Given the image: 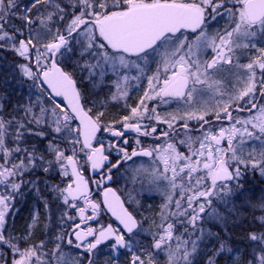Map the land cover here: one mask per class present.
<instances>
[{"label": "snow or ice", "instance_id": "obj_1", "mask_svg": "<svg viewBox=\"0 0 264 264\" xmlns=\"http://www.w3.org/2000/svg\"><path fill=\"white\" fill-rule=\"evenodd\" d=\"M4 53L3 83L27 84V96L0 94V264H100L102 251L103 264H197L202 253L203 264H264V214L243 250L228 232L246 194L264 213V195L244 187L249 175L264 183V0H0ZM78 75L94 89L115 76L109 99L128 114L106 124ZM145 80L128 105L130 82ZM155 101L180 107L162 114ZM137 157L150 164L131 169L122 197L113 172ZM36 173L60 177L43 181L52 199H41L49 216L56 204L61 230L46 224L38 243L39 210L23 235L8 224L22 186L41 191L39 176L24 179ZM155 194L162 202L145 214L138 197Z\"/></svg>", "mask_w": 264, "mask_h": 264}, {"label": "rangeland", "instance_id": "obj_2", "mask_svg": "<svg viewBox=\"0 0 264 264\" xmlns=\"http://www.w3.org/2000/svg\"><path fill=\"white\" fill-rule=\"evenodd\" d=\"M225 24V21H220L218 24H213L212 29H216V28H222ZM3 55L7 56V60L4 61H0V94H3L5 92H12V90L14 89L15 92L12 95V100L13 102H15V99L20 95L23 94L25 96H27V84L24 85H19V84H15L14 82H12L11 80H9L8 85H5L3 83L4 81V77L5 74H7L10 71V63L13 60L12 56L8 57L7 53H4ZM152 68L154 70L155 65H152ZM71 70V69H69ZM150 74V73H149ZM84 76L87 75V73L83 74ZM129 75H135V72L132 71L129 73ZM77 81H78V86L80 85V83L83 85V89L82 92L85 93V95L88 97L89 101H97L96 104V109L95 110H102L104 111V113L106 114L104 116V121L105 123H109L111 121H118L120 120V118L123 115H127L128 114V110L125 108V101L124 100H119V101H112L109 99L110 93L115 91V88L111 85V81L115 80L116 77L109 75L108 79L106 80V85L107 86H103L97 89L93 88V85L91 83H89L86 79L83 78V76L78 75V77H76ZM134 87L129 89V98L127 99V104L130 106H135L137 100L139 99L140 96L143 95V91L144 88L146 87V80L145 81H141V84L139 87H135L136 82L135 81H131L130 82ZM80 88V87H79ZM107 101L105 107L100 108V101ZM155 104L158 107V111H160L162 114L166 113V112H175L177 111V109L180 107L177 103L172 102L169 105H164L158 101L155 102H150V105ZM109 116V117H106ZM145 123H147V121H145ZM100 137H103V134L100 135ZM104 140V138H102ZM43 145H41L42 147ZM140 164H144L145 166H148L150 164V160L148 161L147 159L143 158V157H138V158H134L133 161H129L125 167L122 170H119V173L116 174V180H118V184H120L121 188L126 189V187H124V183L126 180H129L132 182L131 179V169L135 168L137 166H139ZM36 176L40 177V181H39V188L41 189V191L38 193L36 191L35 188L31 187L30 185L28 186H22L21 188V192L23 193V195H18L16 197V200L14 201V209H12L11 211L13 212V215H11L9 217L8 220V224H9V230L13 231V225H15L17 219V216H21V218L24 220V227L22 228L20 233H16V234H20L23 235L26 230H27V225L31 222V217L32 214L35 210H41L44 212V214L46 215L44 220L42 221L41 215H40V219H39V223L36 226V228L33 229V235L31 238V242H36L38 243L40 240H44L46 239V232H45V225H48V235L50 236H54L56 235L60 230H61V225L59 223V216H60V212L57 210V206L55 203H52L50 205V209H51V215L49 216V213L45 210L44 208V203L41 199V195L47 197L48 200L52 199V194L49 191L48 188L45 187L43 181L44 180H48L50 182V184H54V183H58L60 180L59 176H55V175H48L45 176L43 173H36L34 175H25L24 179L25 180H29V179H35ZM138 185V190H139V184ZM128 190V189H126ZM0 192H4V187L0 186ZM6 194V193H5ZM258 195H260V191L259 192H255V196L256 198L258 197ZM264 195V194H262ZM138 199L141 200V203L144 205V208L141 209V211H145L147 209V211L145 212V214H149L151 210H149L150 208L152 210H158L159 205L161 204V198L158 194H155L153 198H145V196H140L138 197ZM150 199H154L152 200V203H149L148 200ZM25 203V204H24ZM253 203H255V200L253 201ZM157 204V205H156ZM149 206H151L149 208ZM239 218V217H234ZM105 222H107V219H104ZM44 228V231H43ZM14 232V231H13ZM15 233V232H14ZM203 253L201 254L200 257H197V260H203ZM107 257V252L106 251H102L101 256H100V264H103V260L106 259ZM127 259V257L125 255H120L119 257V264H125V260ZM163 264V261H162Z\"/></svg>", "mask_w": 264, "mask_h": 264}, {"label": "trees", "instance_id": "obj_3", "mask_svg": "<svg viewBox=\"0 0 264 264\" xmlns=\"http://www.w3.org/2000/svg\"><path fill=\"white\" fill-rule=\"evenodd\" d=\"M8 57L12 56L11 53H7ZM248 183H245L244 187L247 188H253L255 190V192H259L260 191V195H258L257 199H259V197L264 194L261 192V189H264V183L261 182L259 175H257L255 178H252L251 175H249L247 178ZM248 195H251V193L246 194L245 199H237L235 200V205L236 208L238 210L239 213H241V215L239 216V218H232L234 223H230L228 225V232L231 235V241L230 243L234 246V247H239L241 250H243L247 244V235L248 232L250 231H260V227H259V223L256 221V217L264 214L261 213L258 209H253L249 206H247V204L245 203V200L247 198ZM242 205H244L242 207ZM229 207H231V205H229ZM221 211H224V208L221 207ZM17 218H20L19 216H17ZM20 228H18V224L16 221V224L13 225V231L15 233H20L21 229L23 228V222H21L19 224ZM205 227H211L213 231H221V229L214 225V224H207L205 225ZM221 235H223V232L221 231ZM204 259H206L205 256H203V260H197V264H203ZM221 264H223V262L221 261Z\"/></svg>", "mask_w": 264, "mask_h": 264}, {"label": "flooded vegetation", "instance_id": "obj_4", "mask_svg": "<svg viewBox=\"0 0 264 264\" xmlns=\"http://www.w3.org/2000/svg\"><path fill=\"white\" fill-rule=\"evenodd\" d=\"M159 102V101H158ZM161 127H163V126H161ZM135 133H129V139L130 140H133L134 141V138H135ZM112 138H110V137H107V140L106 141H109V140H111ZM142 143L144 144V146H148V145H151L152 143H153V138H142ZM133 146H135L134 145V143H133ZM131 149H129V151H130ZM111 157H112V161H113V163L115 162V160L118 158V157H116L115 156V154H113V155H111ZM146 159V158H145ZM127 164V163H126ZM126 164H123V166L120 168V169H122ZM116 174H117V172H113V176H114V179H115V183H110V185H112L114 188H116V189H118L119 191H120V193H121V189H120V184H118V180H116ZM93 187H95V186H93ZM124 187H126V189H128V190H126V189H124L123 188V191L124 192H127V191H129L130 189H132L133 187H134V185H133V183L131 182V181H129V180H126L125 181V183H124ZM135 187L136 188H138V185L136 184L135 185ZM151 204H152V199H150V200H148ZM153 205V204H152ZM157 205V204H156ZM150 212H154V211H150ZM39 213H40V215H41V218H42V221L44 220V218H45V214H44V212L43 211H41L40 209H39ZM104 219H107L108 221L107 222H105L104 221ZM101 222L102 223H114L115 224V222H114V220H113V217L108 213V212H104L103 214H102V216H101ZM43 231H44V228H43Z\"/></svg>", "mask_w": 264, "mask_h": 264}, {"label": "water", "instance_id": "obj_5", "mask_svg": "<svg viewBox=\"0 0 264 264\" xmlns=\"http://www.w3.org/2000/svg\"><path fill=\"white\" fill-rule=\"evenodd\" d=\"M99 134V133H98ZM110 135V134H109ZM92 174V173H91Z\"/></svg>", "mask_w": 264, "mask_h": 264}]
</instances>
